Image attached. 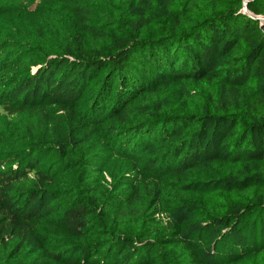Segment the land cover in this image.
<instances>
[{"label":"trees","instance_id":"16d2710c","mask_svg":"<svg viewBox=\"0 0 264 264\" xmlns=\"http://www.w3.org/2000/svg\"><path fill=\"white\" fill-rule=\"evenodd\" d=\"M63 3L0 51V264H264V0Z\"/></svg>","mask_w":264,"mask_h":264},{"label":"rangeland","instance_id":"374dc122","mask_svg":"<svg viewBox=\"0 0 264 264\" xmlns=\"http://www.w3.org/2000/svg\"><path fill=\"white\" fill-rule=\"evenodd\" d=\"M0 6L6 8L0 14V51L13 48L15 53L20 54V58H26L29 69L31 62L48 57L46 54L50 51L49 43L45 41V37L52 33L49 22L57 19L66 28L71 27V16L64 8L63 0H0ZM12 77L14 76H6L0 80V88ZM29 118V113L12 117L0 108V156L6 151L23 150L22 147L27 146L10 142L3 132L25 126Z\"/></svg>","mask_w":264,"mask_h":264},{"label":"water","instance_id":"95a60500","mask_svg":"<svg viewBox=\"0 0 264 264\" xmlns=\"http://www.w3.org/2000/svg\"><path fill=\"white\" fill-rule=\"evenodd\" d=\"M254 18L260 20V22H261L260 26H261L262 30L264 31V17L255 16Z\"/></svg>","mask_w":264,"mask_h":264}]
</instances>
